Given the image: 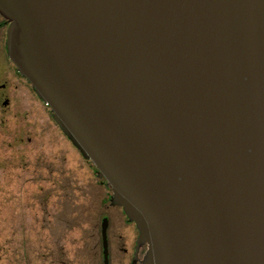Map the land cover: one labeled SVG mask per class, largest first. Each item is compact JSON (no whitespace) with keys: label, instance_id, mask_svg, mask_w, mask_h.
Listing matches in <instances>:
<instances>
[{"label":"water","instance_id":"obj_1","mask_svg":"<svg viewBox=\"0 0 264 264\" xmlns=\"http://www.w3.org/2000/svg\"><path fill=\"white\" fill-rule=\"evenodd\" d=\"M0 17L146 264H264V0H0Z\"/></svg>","mask_w":264,"mask_h":264},{"label":"rangeland","instance_id":"obj_2","mask_svg":"<svg viewBox=\"0 0 264 264\" xmlns=\"http://www.w3.org/2000/svg\"><path fill=\"white\" fill-rule=\"evenodd\" d=\"M28 91L23 89L24 93ZM37 115L40 128L34 143L6 147L3 155L6 164L4 167L0 164V173L6 172V187L18 189L21 194L18 202L8 196L5 223L0 220V243L4 236H18L22 230L32 237L45 223H50L55 226L54 234L60 244L71 240L73 259L76 251L84 264H99L100 204L106 193L105 183L89 163L82 161L80 154L58 133L57 127H53L41 106ZM6 138L10 142L9 137ZM15 203L23 206L22 224L19 225L12 221L14 212L10 211ZM4 207L0 208L1 212ZM113 218L115 220V216ZM114 220L108 232L111 242L115 234Z\"/></svg>","mask_w":264,"mask_h":264},{"label":"flooded vegetation","instance_id":"obj_3","mask_svg":"<svg viewBox=\"0 0 264 264\" xmlns=\"http://www.w3.org/2000/svg\"><path fill=\"white\" fill-rule=\"evenodd\" d=\"M10 24L0 17V164L5 166L6 147L12 145H32L36 139L35 135L39 132V119L37 112L40 106L43 108L44 115H47L57 127L64 139L73 146L80 154L82 161L88 164V160L82 156L79 150L63 133L56 123L50 108L35 93L28 81L19 73L16 66L9 57L8 32ZM26 88L29 91L23 92ZM55 131V130H54ZM9 137L10 142L7 141ZM35 161V160H34ZM37 161H39L37 159ZM35 163V162H34ZM85 164V163H84ZM85 164V165H86ZM102 180V179H101ZM6 172L0 173V208L4 211L0 214V220L5 223L7 215V200L18 202V189H8L6 187ZM102 184V182H101ZM106 188L105 197L102 199L101 207V248L99 264H146L148 245L139 243V231L136 225L129 221L121 207L112 204V191ZM111 209H114L113 211ZM23 206L15 203L10 209L14 212L12 221L15 224L21 223L23 217ZM6 212V213H4ZM22 213V214H21ZM115 216V220L113 218ZM115 221V234L113 241L108 240L110 223ZM38 223H40L38 221ZM2 222L0 226L2 227ZM20 224V225H21ZM106 229V248L103 241V229ZM37 227H40L38 224ZM55 226L45 223L43 228L29 237L20 231L18 236L3 237L0 246V264H84L80 254L75 251L72 258L71 240H66L60 244L55 237ZM14 246H8V244ZM105 251L107 259L105 258ZM97 264V263H96Z\"/></svg>","mask_w":264,"mask_h":264},{"label":"trees","instance_id":"obj_4","mask_svg":"<svg viewBox=\"0 0 264 264\" xmlns=\"http://www.w3.org/2000/svg\"><path fill=\"white\" fill-rule=\"evenodd\" d=\"M89 162V161H88ZM89 164L91 165V167L95 170V172L98 174L97 176L100 178V179H102L103 181H104V183H105V186L107 187V188H109V189H111L110 187H109V185L107 184V182L105 181V179L102 177V175L98 172V170L95 168V166L91 163V162H89Z\"/></svg>","mask_w":264,"mask_h":264}]
</instances>
